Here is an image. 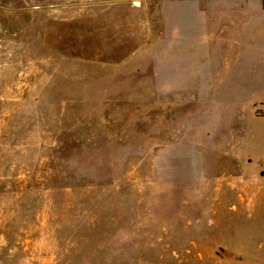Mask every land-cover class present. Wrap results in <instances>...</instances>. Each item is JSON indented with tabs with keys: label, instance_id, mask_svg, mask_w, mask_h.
<instances>
[{
	"label": "rangeland",
	"instance_id": "rangeland-1",
	"mask_svg": "<svg viewBox=\"0 0 264 264\" xmlns=\"http://www.w3.org/2000/svg\"><path fill=\"white\" fill-rule=\"evenodd\" d=\"M190 1L0 0V264H264V117Z\"/></svg>",
	"mask_w": 264,
	"mask_h": 264
},
{
	"label": "crops",
	"instance_id": "crops-1",
	"mask_svg": "<svg viewBox=\"0 0 264 264\" xmlns=\"http://www.w3.org/2000/svg\"><path fill=\"white\" fill-rule=\"evenodd\" d=\"M189 3L198 9L191 25L209 34L210 49L218 52L224 62L219 67L227 70L219 85L225 96L210 99V103L226 105V109L227 105H247L255 117V106L264 103V91L255 92L264 84V0ZM172 67L177 66L172 63ZM235 110L238 114L244 111L242 107Z\"/></svg>",
	"mask_w": 264,
	"mask_h": 264
},
{
	"label": "trees",
	"instance_id": "trees-1",
	"mask_svg": "<svg viewBox=\"0 0 264 264\" xmlns=\"http://www.w3.org/2000/svg\"><path fill=\"white\" fill-rule=\"evenodd\" d=\"M264 106V103L260 104L256 110V115L257 116H261V117H264V109H262Z\"/></svg>",
	"mask_w": 264,
	"mask_h": 264
}]
</instances>
